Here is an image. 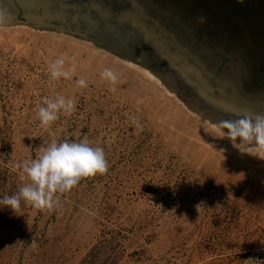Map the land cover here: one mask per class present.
Returning <instances> with one entry per match:
<instances>
[{
  "label": "rangeland",
  "instance_id": "obj_1",
  "mask_svg": "<svg viewBox=\"0 0 264 264\" xmlns=\"http://www.w3.org/2000/svg\"><path fill=\"white\" fill-rule=\"evenodd\" d=\"M192 2L0 0V199L26 182L16 164L53 141L86 139L108 165L60 209L0 208V264H264V161L212 131L264 114V97L233 99L208 69ZM61 57L75 70L50 84ZM54 93L74 111L44 128L38 107Z\"/></svg>",
  "mask_w": 264,
  "mask_h": 264
},
{
  "label": "clouds",
  "instance_id": "obj_2",
  "mask_svg": "<svg viewBox=\"0 0 264 264\" xmlns=\"http://www.w3.org/2000/svg\"><path fill=\"white\" fill-rule=\"evenodd\" d=\"M198 22L203 24L205 20L201 17ZM6 25L7 13L0 11V28ZM65 64L66 59L61 57L50 65V84L61 78L71 79L75 68H66ZM100 77L112 85H116L119 79L118 74L110 68H105ZM75 86L84 89L88 85L85 79L79 78ZM73 111L72 99L54 93L51 97L43 98L37 118L41 127L48 128L58 120L60 114L71 115ZM212 131L215 137L229 140L240 154L264 161V114L244 113L236 118L221 119L212 124ZM225 151L221 148L218 153L223 155ZM15 167L19 170V179L26 182L20 186L17 194L0 199V208L6 207L13 212L21 207L22 201L35 209H60L64 194L81 180L103 175L108 165L103 149L93 147L85 139L78 142L53 141L42 149V154ZM239 176L244 177V173Z\"/></svg>",
  "mask_w": 264,
  "mask_h": 264
},
{
  "label": "crops",
  "instance_id": "obj_3",
  "mask_svg": "<svg viewBox=\"0 0 264 264\" xmlns=\"http://www.w3.org/2000/svg\"><path fill=\"white\" fill-rule=\"evenodd\" d=\"M189 5L193 10H199L205 20L203 24L208 26L209 34L201 39L211 43L207 46L211 47L206 49L207 54L211 52L217 59L208 63V69L215 71L218 78H221V72L227 78L235 76L236 80L228 82L238 81L236 89L241 82L237 74L242 72L246 81L244 88L263 94L264 0H193ZM202 49L200 52L203 53ZM225 59L227 71L224 69Z\"/></svg>",
  "mask_w": 264,
  "mask_h": 264
},
{
  "label": "water",
  "instance_id": "obj_4",
  "mask_svg": "<svg viewBox=\"0 0 264 264\" xmlns=\"http://www.w3.org/2000/svg\"><path fill=\"white\" fill-rule=\"evenodd\" d=\"M238 75V77H240V83H239V89H236V84L238 83V81H235L233 84H231V86H229L228 84H229V82H228V80L229 81H232V80H236V77L234 76V77H226V75H224V77H223V85H225L226 84V86L227 87H231L232 89H233V92H232V94H231V96L233 97V99H235L239 94V98L240 99H242V100H244V98H249V97H253V96H256L257 94H258V92H251L250 90H248V88L246 87V89L244 88V85H245V78H243V73L241 72L240 74H237ZM228 76V75H227ZM249 77H251L250 75H249ZM248 76H247V79L249 78ZM220 79V78H219ZM261 97H264V92H263V94H261Z\"/></svg>",
  "mask_w": 264,
  "mask_h": 264
},
{
  "label": "flooded vegetation",
  "instance_id": "obj_5",
  "mask_svg": "<svg viewBox=\"0 0 264 264\" xmlns=\"http://www.w3.org/2000/svg\"><path fill=\"white\" fill-rule=\"evenodd\" d=\"M264 71V70H261V72Z\"/></svg>",
  "mask_w": 264,
  "mask_h": 264
},
{
  "label": "bare ground",
  "instance_id": "obj_6",
  "mask_svg": "<svg viewBox=\"0 0 264 264\" xmlns=\"http://www.w3.org/2000/svg\"><path fill=\"white\" fill-rule=\"evenodd\" d=\"M99 22V21H98ZM252 173V172H251Z\"/></svg>",
  "mask_w": 264,
  "mask_h": 264
}]
</instances>
